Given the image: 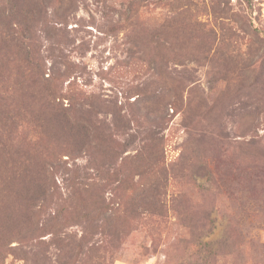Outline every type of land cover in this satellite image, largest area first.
I'll list each match as a JSON object with an SVG mask.
<instances>
[{
  "label": "rangeland",
  "instance_id": "rangeland-1",
  "mask_svg": "<svg viewBox=\"0 0 264 264\" xmlns=\"http://www.w3.org/2000/svg\"><path fill=\"white\" fill-rule=\"evenodd\" d=\"M0 264H264V0H0Z\"/></svg>",
  "mask_w": 264,
  "mask_h": 264
}]
</instances>
